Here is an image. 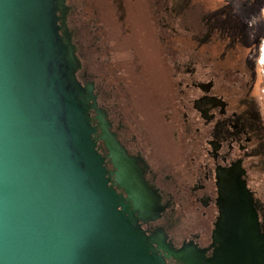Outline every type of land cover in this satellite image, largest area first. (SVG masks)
I'll list each match as a JSON object with an SVG mask.
<instances>
[{
    "label": "flooded vegetation",
    "instance_id": "flooded-vegetation-1",
    "mask_svg": "<svg viewBox=\"0 0 264 264\" xmlns=\"http://www.w3.org/2000/svg\"><path fill=\"white\" fill-rule=\"evenodd\" d=\"M65 4L60 34L93 97L97 152L125 204L158 211L139 222L147 235L219 264L218 183L232 170L264 235V0ZM155 248L167 264H186Z\"/></svg>",
    "mask_w": 264,
    "mask_h": 264
},
{
    "label": "water",
    "instance_id": "water-1",
    "mask_svg": "<svg viewBox=\"0 0 264 264\" xmlns=\"http://www.w3.org/2000/svg\"><path fill=\"white\" fill-rule=\"evenodd\" d=\"M65 10V0H0V264H167L155 244L196 264L142 229L158 211L142 201L132 210L109 185L93 97L60 34ZM218 185L219 264H264L245 182L232 170Z\"/></svg>",
    "mask_w": 264,
    "mask_h": 264
},
{
    "label": "built area",
    "instance_id": "built-area-1",
    "mask_svg": "<svg viewBox=\"0 0 264 264\" xmlns=\"http://www.w3.org/2000/svg\"><path fill=\"white\" fill-rule=\"evenodd\" d=\"M260 63L262 64L263 68H264V42L261 46V56H260Z\"/></svg>",
    "mask_w": 264,
    "mask_h": 264
}]
</instances>
